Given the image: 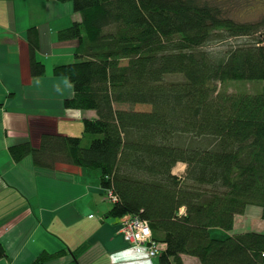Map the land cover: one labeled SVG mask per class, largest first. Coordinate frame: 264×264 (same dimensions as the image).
Listing matches in <instances>:
<instances>
[{
  "label": "trees",
  "instance_id": "trees-1",
  "mask_svg": "<svg viewBox=\"0 0 264 264\" xmlns=\"http://www.w3.org/2000/svg\"><path fill=\"white\" fill-rule=\"evenodd\" d=\"M58 1L71 2L80 20L58 31L59 41L77 46L74 61L52 74L72 85L64 108L95 118L82 119L80 137L11 145L12 160L98 171L116 199L107 217L146 220L158 264H183V255L200 264H264V233L235 229L248 207L264 221V16L233 17L241 0ZM231 39L241 41L218 48ZM26 42L29 75L41 77L34 26ZM229 82L258 89L220 90ZM179 163L186 169L176 176ZM213 229L230 235L213 238ZM80 249L68 264H77ZM52 258L43 252L32 264Z\"/></svg>",
  "mask_w": 264,
  "mask_h": 264
},
{
  "label": "crops",
  "instance_id": "crops-1",
  "mask_svg": "<svg viewBox=\"0 0 264 264\" xmlns=\"http://www.w3.org/2000/svg\"><path fill=\"white\" fill-rule=\"evenodd\" d=\"M79 20L71 2L0 0V244L5 251L0 264H32L43 252L54 255L44 264H68L80 247L77 264H158L123 240L121 218L107 217L112 203L98 171L66 164L38 169L30 157L15 163L8 152L25 141L37 147L43 135H82V119L95 118L93 111L64 108L72 85L52 74L54 66L74 61L77 46L75 40L59 41L58 31ZM32 26L38 35L36 59L45 68L38 78L28 69L26 31ZM181 260L200 264L194 257Z\"/></svg>",
  "mask_w": 264,
  "mask_h": 264
},
{
  "label": "rangeland",
  "instance_id": "rangeland-1",
  "mask_svg": "<svg viewBox=\"0 0 264 264\" xmlns=\"http://www.w3.org/2000/svg\"><path fill=\"white\" fill-rule=\"evenodd\" d=\"M263 1V0H262ZM233 12L235 11V14L233 17H235L238 20H245V21H257L258 19L262 18L264 16V3L257 2L254 0H241V2L234 3L233 6ZM241 41V39H231L227 43H221L218 48L227 49L230 47V45L235 44L236 42ZM215 47L214 45H212ZM177 77H172L171 80H176ZM234 93L237 91H251V90H257V84L254 83H246V82H229L226 83L225 86H220V90H225ZM143 106L136 105V109H142ZM70 117L72 119H75L74 116ZM81 135V134H80ZM79 133L75 135L76 137H80ZM87 145V142L86 144ZM186 169V166L183 164H178L176 167L172 170V173L176 176H179L180 174L176 173H182ZM93 171V170H92ZM183 210V209H182ZM260 209L257 207H248L245 211V213L242 216L236 217L235 220V229L237 231H259L264 233V221L261 219ZM219 233V234H218ZM211 232V237L213 238H225L226 236H221L222 232Z\"/></svg>",
  "mask_w": 264,
  "mask_h": 264
},
{
  "label": "built area",
  "instance_id": "built-area-1",
  "mask_svg": "<svg viewBox=\"0 0 264 264\" xmlns=\"http://www.w3.org/2000/svg\"><path fill=\"white\" fill-rule=\"evenodd\" d=\"M105 196L111 203L116 200L111 191H106ZM119 231L123 240L137 254L146 255L149 258L158 257L160 248L152 240V233L146 220H143L137 215H127L122 218Z\"/></svg>",
  "mask_w": 264,
  "mask_h": 264
}]
</instances>
